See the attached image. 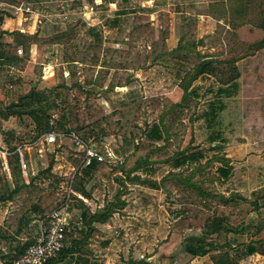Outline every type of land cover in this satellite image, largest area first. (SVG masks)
I'll list each match as a JSON object with an SVG mask.
<instances>
[{
	"label": "rangeland",
	"instance_id": "374dc122",
	"mask_svg": "<svg viewBox=\"0 0 264 264\" xmlns=\"http://www.w3.org/2000/svg\"><path fill=\"white\" fill-rule=\"evenodd\" d=\"M221 2L0 0V30L37 34L35 41L27 44V59L22 64L0 67V104L16 103L34 89L40 93L35 108L44 107L59 132L86 137L84 140L113 152L122 161L111 167L112 177L119 180L112 190L105 182L100 187L94 180L85 185L91 197L83 199L84 206L91 212L115 202L118 190L119 200L126 205L83 245L82 249L99 256L102 264L107 259L111 264H123L129 257L148 259L151 264H212L210 255L191 257L184 250L188 240L200 236L208 218L224 217L233 227L250 224L243 234L222 233L209 239L218 244L248 242L253 239L254 227L263 223L264 200L257 197L264 195V48H249L264 39V32L250 26L231 29L229 18H219ZM179 40L196 46L175 57L172 51ZM2 42L12 44V37L5 35ZM18 49L22 55L17 50L16 55L24 57V48ZM199 56L242 60L238 91L232 98H222L226 109L219 113L216 129L227 140L224 154L234 167L230 189L247 202L224 206L218 199L202 198L180 181L188 178L189 169L172 173L163 164L168 156L184 151L192 139L196 144L204 142L205 134L197 129L200 123L191 124L189 119L206 99L188 98L183 106L173 108L182 97L180 80ZM193 86L202 92L216 90L219 84L210 78ZM160 118L169 136L164 147L163 143L150 145L143 137L145 127ZM35 135L34 124L26 115L0 119V193L5 184L12 185L14 164L9 165L7 159L11 146L24 155L28 179H22L36 178L34 189L23 190L0 211V232L11 236L9 241L0 240V264H4L1 254L5 255L10 244L33 242L39 224L59 207L69 218L66 246L86 230L80 222L79 202L65 201V191L56 189L57 181L63 180L60 174L78 165L74 147L66 140L60 148H47L41 157L37 147L25 150L34 143ZM146 158L149 165L130 174L135 164ZM51 161V172L46 174ZM147 167L155 172L148 173ZM216 167V163L202 162L189 181L205 192H224L226 186L220 187L216 181ZM127 175L156 182L159 189L132 183ZM141 192L153 198L146 209L139 205ZM34 206L38 207L35 212ZM25 216L30 222L15 234ZM89 243L94 248L89 249ZM236 264H264V257L255 255Z\"/></svg>",
	"mask_w": 264,
	"mask_h": 264
},
{
	"label": "trees",
	"instance_id": "16d2710c",
	"mask_svg": "<svg viewBox=\"0 0 264 264\" xmlns=\"http://www.w3.org/2000/svg\"><path fill=\"white\" fill-rule=\"evenodd\" d=\"M221 14L219 18H229L228 24L231 29H239L244 26H250L258 31L264 32V0H222L220 4ZM2 18H0L1 22ZM5 35L12 37V44L2 42V38ZM64 34H61V37ZM37 38V34L25 35L20 31L4 32L0 30V67L15 68L22 64L27 58L28 47L27 44L32 43ZM202 43V42H201ZM196 46L195 43L182 44L181 40L177 44V47L172 51L175 57H180V52H191L192 48ZM22 47L25 56H17L16 50ZM264 48V39L253 44L249 50H260ZM249 55L248 53L245 54ZM210 56L198 57V62L189 69L181 78L179 88L182 90V97L178 104L174 107H181L185 104L188 98L200 99L203 97L206 99L201 109L193 113L189 119L191 124L200 123L197 127L205 134L203 144H196L194 139L191 140L190 145L186 149L178 154L168 156L164 160L165 164L170 172L175 173L180 169H189L190 174L188 178L180 180L183 184L198 191V195L202 198L218 199L219 202L228 206L232 203L239 201L247 202L246 198H243L236 191L230 189L232 184L230 180L234 173V167L229 158H226L224 150L227 144V140L223 137L222 133L216 129L219 113L226 109L225 103L222 98H232L238 91V79L240 78V72L237 67V63L240 59L231 58L229 60H214L209 58ZM210 78L215 79V82L219 84L216 90L207 88L206 91L197 92L194 83L196 81L207 82ZM40 93L34 89L25 95L18 98L16 103L9 105L0 104V119L6 120L11 116H28L35 127L36 135L34 142H36L42 135L49 132H59L54 127V121L52 116L49 115L47 110L43 107L35 108V103H39ZM160 118L157 122H154L145 127L143 131V137L150 145H156L163 143V147L168 143L169 136L164 128V125ZM83 138V136L81 137ZM86 138V137H84ZM83 138V139H84ZM10 146V145H9ZM16 147L11 146L8 149V164L13 165L12 185L5 184L4 191L0 193V211L4 209L7 203L12 202L20 192L23 190L34 189L36 178H29V181L22 179V172L20 168V158L16 151ZM158 151L157 148H155ZM11 156V157H9ZM205 161V165L216 163L215 170L216 181L218 186L224 187L225 191L218 194L205 192L195 183L189 181L196 173V170L200 167L201 163ZM144 165H149L148 159H144L137 162L130 174L134 171L140 170ZM195 167V168H193ZM52 168V161L46 168L44 173L49 174ZM146 171L153 174L154 169L147 167ZM169 172V173H170ZM114 175L113 169L107 163L92 162L90 166L79 171L74 178L73 188L76 190L82 199H90L91 194L86 190L85 185L92 180L99 182L100 187L102 182H105L109 189H113L115 181H119L112 177ZM129 175V174H128ZM127 179L135 184L146 186L147 188L157 190L159 185L156 182L142 180L140 176H135ZM171 177L178 180V176L171 174ZM57 191L63 190L62 180L57 181ZM227 193V197L224 194ZM120 191L118 190L115 195V202L106 203L102 208H98L95 211H89L85 206L83 200L73 198L79 202L80 209V222L86 229L82 237L72 239L68 246L64 244V248L53 258L48 260L45 264H62L68 258L74 254H78L83 245L86 243L90 235L97 231L95 225H105L109 222L112 216L117 210L124 209L126 206L124 202L119 200ZM257 199L264 200V195L257 197ZM153 202V198L141 192L139 197V205L142 209H146ZM255 209H259V204L256 202L253 204ZM38 207L34 206L32 211H37ZM30 222V217H23L20 220V225L16 229L15 234H20L23 230V226ZM250 227V224L245 226H230L224 217L213 216L208 218L203 226L202 232L199 237L188 240L185 245V252L191 257H205L210 255L212 264H236L246 258L253 257L255 255L264 256V220L260 226L254 227L255 230L250 234L253 239L248 242L240 243L237 245L224 242L218 244L215 240H209L211 237H218L220 234H233L240 235ZM66 234V233H65ZM7 234L0 232L1 241H9ZM34 243V241L25 242L23 244H16L12 246L10 244L8 251L2 256L4 264H12L14 258L23 254L25 250ZM123 264H151L147 260L138 261L129 257Z\"/></svg>",
	"mask_w": 264,
	"mask_h": 264
},
{
	"label": "built area",
	"instance_id": "2783aa9c",
	"mask_svg": "<svg viewBox=\"0 0 264 264\" xmlns=\"http://www.w3.org/2000/svg\"><path fill=\"white\" fill-rule=\"evenodd\" d=\"M17 54L22 55V50L17 49ZM66 140L70 141L71 146L74 147V151L77 153L74 157L78 159V165L72 166L67 174H60V177L63 178V190L66 194L65 201L70 200V198L83 200L80 194L73 188L74 178L77 173L90 166L94 161L107 163L112 167L118 159L113 152L103 151L100 145L84 140L74 132H49L42 135L33 144L26 146L25 150L29 151L37 147L36 152L42 157V154L47 148H60ZM17 152L20 158L22 176L27 180L28 173L24 155L21 149H18ZM3 161L4 169L9 174L5 157ZM119 164L121 165L122 161ZM68 227L69 218L65 214L64 209L59 207L52 211L40 223L39 232L34 239V243L23 254L14 258L12 264H45L64 248L65 233Z\"/></svg>",
	"mask_w": 264,
	"mask_h": 264
},
{
	"label": "crops",
	"instance_id": "0c3cea01",
	"mask_svg": "<svg viewBox=\"0 0 264 264\" xmlns=\"http://www.w3.org/2000/svg\"><path fill=\"white\" fill-rule=\"evenodd\" d=\"M3 30V28H0ZM241 61H239L236 65L239 69V63H241ZM240 72V71H239ZM241 73V72H240ZM242 76V74H241ZM234 99V98H233ZM40 225V224H39ZM39 227V226H38ZM101 227H103V225H95L96 230L101 229ZM36 237H34L35 239ZM3 242V241H2ZM9 245V244H8ZM88 248H94V245L92 244H88ZM2 250H4L2 248ZM95 251V250H92ZM4 254H1V256H3ZM259 256V255H257ZM99 257V256H98ZM97 256L91 255L90 250L88 249H81V251L78 254H74L73 256H71L70 258H68L66 261H64L62 264H102V260H99ZM264 257V256H261ZM148 260V259H147ZM104 264H111V261L109 259L103 261Z\"/></svg>",
	"mask_w": 264,
	"mask_h": 264
}]
</instances>
